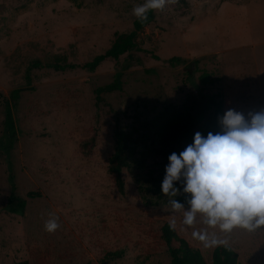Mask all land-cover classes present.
<instances>
[{
  "label": "rangeland",
  "instance_id": "obj_1",
  "mask_svg": "<svg viewBox=\"0 0 264 264\" xmlns=\"http://www.w3.org/2000/svg\"><path fill=\"white\" fill-rule=\"evenodd\" d=\"M144 2L0 0V264L28 259L32 246H48L50 264H170L157 226L173 216L202 253L212 247L193 233L207 230L227 239L238 264H264V226L221 233L200 213L184 225L190 206L173 210V196L148 192L139 158L123 171L122 191L107 171L115 123L131 131L203 93L223 114L264 109V0H167L138 32L132 59L85 69L132 29ZM116 78L119 89H101ZM50 216L59 225L51 232Z\"/></svg>",
  "mask_w": 264,
  "mask_h": 264
},
{
  "label": "clouds",
  "instance_id": "obj_2",
  "mask_svg": "<svg viewBox=\"0 0 264 264\" xmlns=\"http://www.w3.org/2000/svg\"><path fill=\"white\" fill-rule=\"evenodd\" d=\"M167 0H145L133 8L140 20L147 19L151 9H163ZM220 131L193 135L192 143L179 153L167 157L161 192L175 196V184L183 180V192L190 194L189 210L183 214L184 225L193 224L197 213L203 215V223L230 233L234 228L254 231L264 226V109L249 112L247 118L241 112L228 109L219 118ZM173 210L183 205L169 201ZM174 228L176 219L169 220ZM46 231L59 227L57 218L50 216L45 222ZM204 247L227 245V239L207 230L193 233Z\"/></svg>",
  "mask_w": 264,
  "mask_h": 264
},
{
  "label": "trees",
  "instance_id": "obj_3",
  "mask_svg": "<svg viewBox=\"0 0 264 264\" xmlns=\"http://www.w3.org/2000/svg\"><path fill=\"white\" fill-rule=\"evenodd\" d=\"M154 18V9L147 12V19L140 20L135 17L132 21V29L127 33L116 36L111 45L102 53L95 55L85 62L83 67L92 72L106 58L118 59L120 55L127 53L126 58L132 59L131 50L136 48V36L138 32ZM177 60L178 58H170ZM170 61V60H169ZM139 64L137 58L133 59ZM127 62L126 67L131 65ZM37 65V63H35ZM55 69L73 68L74 65L52 64ZM203 80L206 75L202 74ZM120 84L116 78L114 82L101 87L104 91L119 89ZM10 110L7 109V116ZM11 113V112H10ZM223 115L220 102L213 95L206 93L198 96L189 95L180 104H166L162 110L152 118L134 126L131 131H124L118 123L112 129L113 149L107 159V171L110 183L117 190L122 191L124 181L123 171L130 166L131 157L139 158L144 167L146 190L161 198L165 196L161 192V181L164 175V166L167 157L172 152L179 153L184 147L192 143L193 135L199 131L206 135L209 131L213 134L220 131L219 118ZM6 120H9L7 118ZM12 125H10L11 127ZM13 135L12 129L9 130ZM177 194L172 200L180 202L184 206H190L188 199L190 194L183 192V180L175 184ZM29 197L39 196L38 192L28 191ZM160 241L165 245L170 264H238L237 253L230 245H219L202 253L198 248L191 246L181 237L168 222H162L157 226ZM28 259L16 264H50L51 249L27 247Z\"/></svg>",
  "mask_w": 264,
  "mask_h": 264
}]
</instances>
